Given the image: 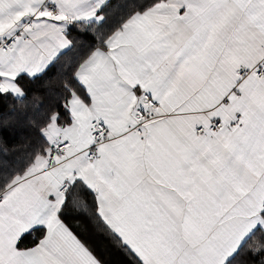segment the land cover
Returning a JSON list of instances; mask_svg holds the SVG:
<instances>
[{
    "label": "snow or ice",
    "instance_id": "snow-or-ice-1",
    "mask_svg": "<svg viewBox=\"0 0 264 264\" xmlns=\"http://www.w3.org/2000/svg\"><path fill=\"white\" fill-rule=\"evenodd\" d=\"M80 225L264 264V0H0V264H105Z\"/></svg>",
    "mask_w": 264,
    "mask_h": 264
},
{
    "label": "trees",
    "instance_id": "trees-1",
    "mask_svg": "<svg viewBox=\"0 0 264 264\" xmlns=\"http://www.w3.org/2000/svg\"><path fill=\"white\" fill-rule=\"evenodd\" d=\"M45 107H47V100ZM27 135H30V131L22 122L17 125L15 131L10 130L6 134L5 139L11 144H21ZM79 231L92 244L97 254L105 261V264H126L125 257L118 253L106 240L97 236L91 230L85 231L83 225L79 226Z\"/></svg>",
    "mask_w": 264,
    "mask_h": 264
}]
</instances>
